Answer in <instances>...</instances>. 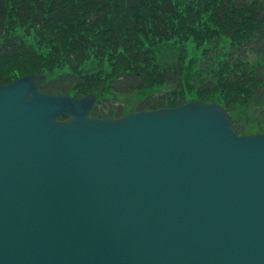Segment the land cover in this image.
Wrapping results in <instances>:
<instances>
[{
	"label": "water",
	"instance_id": "water-1",
	"mask_svg": "<svg viewBox=\"0 0 264 264\" xmlns=\"http://www.w3.org/2000/svg\"><path fill=\"white\" fill-rule=\"evenodd\" d=\"M45 81L0 86V264H264V134L198 101L88 118Z\"/></svg>",
	"mask_w": 264,
	"mask_h": 264
},
{
	"label": "trees",
	"instance_id": "trees-1",
	"mask_svg": "<svg viewBox=\"0 0 264 264\" xmlns=\"http://www.w3.org/2000/svg\"><path fill=\"white\" fill-rule=\"evenodd\" d=\"M33 74L93 118L215 102L264 133V0H0V85Z\"/></svg>",
	"mask_w": 264,
	"mask_h": 264
},
{
	"label": "rangeland",
	"instance_id": "rangeland-1",
	"mask_svg": "<svg viewBox=\"0 0 264 264\" xmlns=\"http://www.w3.org/2000/svg\"><path fill=\"white\" fill-rule=\"evenodd\" d=\"M133 98H134L133 96H131V97H120L118 99L117 103L126 105V104H128V101L132 100Z\"/></svg>",
	"mask_w": 264,
	"mask_h": 264
}]
</instances>
